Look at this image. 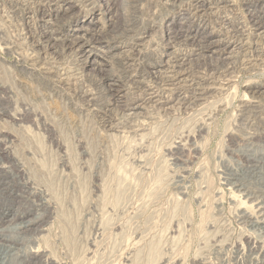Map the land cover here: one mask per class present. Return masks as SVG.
Here are the masks:
<instances>
[{
	"label": "rangeland",
	"instance_id": "1",
	"mask_svg": "<svg viewBox=\"0 0 264 264\" xmlns=\"http://www.w3.org/2000/svg\"><path fill=\"white\" fill-rule=\"evenodd\" d=\"M37 1L0 0V208L49 205L24 245L54 264H264V0ZM46 18L96 23V49L46 47ZM181 54L196 82L157 85Z\"/></svg>",
	"mask_w": 264,
	"mask_h": 264
},
{
	"label": "bare ground",
	"instance_id": "2",
	"mask_svg": "<svg viewBox=\"0 0 264 264\" xmlns=\"http://www.w3.org/2000/svg\"><path fill=\"white\" fill-rule=\"evenodd\" d=\"M41 0H39V1H37V3H34L35 4V6H39L40 7V4H41V2H40ZM54 1V0H53ZM52 1V2H53ZM56 1V8H54V11H55V14L56 15H61L62 13H68L70 10H71V8L70 7H67V8H64L63 7V2L65 1V0H55ZM174 1H177V0H174ZM207 1V0H206ZM209 1V0H208ZM212 1V0H211ZM33 2V1H32ZM32 2H31V4H32ZM34 2H35V0H34ZM46 2V1H45ZM50 2V1H49ZM181 2H183V1H181ZM195 2V1H194ZM51 3V2H50ZM174 3V2H173ZM232 3V2H231ZM34 4H32V5H34ZM45 4V3H44ZM210 4H211V2H210ZM51 5V4H50ZM174 5V4H173ZM176 5V4H175ZM181 5V4H180ZM196 5H197V3H196ZM215 5V4H214ZM43 6V5H42ZM190 6V5H189ZM221 6V5H220ZM224 6V5H223ZM72 7V6H71ZM197 9H199V10H197L196 9V11H195V8H194V13L196 12V13H198L199 11H200V7H202L201 5L200 6H195ZM36 8V7H35ZM52 8V9H53ZM203 10H204V12H206L207 10H210V12H208V13H212L213 14V12H214V9H215V7H213V6H211L210 5V7L208 6V5H206V7H204L203 6ZM220 8V7H219ZM31 9H33V7L31 8ZM217 9V8H216ZM38 10V9H37ZM189 10V9H188ZM51 12V11H50ZM190 12V11H189ZM256 12V11H255ZM203 13V12H202ZM46 14V13H45ZM193 14V13H192ZM200 14V13H199ZM256 14H258V13H256ZM52 15V14H51ZM68 15V14H67ZM202 15V14H201ZM205 15H207V14H205ZM204 15V16H205ZM45 16V15H44ZM47 16H49V15H47ZM63 16V15H62ZM196 16H197V14H196ZM259 16H261L262 18L264 17V12H262V14H259ZM202 17V16H201ZM51 18V17H50ZM204 18V17H203ZM257 18V17H256ZM49 19V18H48ZM53 19V18H52ZM201 19V18H200ZM42 20V19H41ZM253 20H256V19H253ZM43 21H45L46 22V27H44L45 28V30H44V32H42V34H40V37L42 36V40L46 43V47H51V49L53 48V49H56V51H58V48H56V46L57 45H60V46H62V47H64L65 49L66 48H74V47H76V51H78V54L80 55V56H82L83 57V55L84 54H87V53H89V52H93L95 49H96V47L95 46H93V44L94 43H96V41H95V38H97L98 36H100L101 35V31H102V29H98V26H96V23H94V27H92V26H88V27H80L79 29H77L78 30V32L80 33V34H73V35H71V32H70V34H63V32H61V28H56V29H54V27H53V24H56V23H53V21H51L50 19L49 20H47V18L45 19V20H43ZM58 21V20H57ZM264 21V20H263ZM100 22V21H99ZM253 22H255V21H253ZM44 24V23H43ZM58 24V23H57ZM62 24V23H61ZM223 24V23H222ZM259 24V23H258ZM187 25V24H186ZM261 25H263V23L261 24ZM44 26V25H43ZM132 26V25H131ZM130 26V27H131ZM255 26V25H254ZM125 27V26H124ZM127 27H128V25H127ZM171 27V26H170ZM223 27H224V25H223ZM138 28V27H137ZM152 28V27H151ZM180 28V27H179ZM205 28V27H204ZM256 28V27H255ZM261 28V27H260ZM263 28H264V26H263ZM58 29L60 30V31H58ZM73 29V28H72ZM125 29H126V27H125ZM134 29V28H133ZM139 29V28H138ZM145 28H144V26H143V30H144ZM146 29H147V27H146ZM183 29V28H182ZM230 28H228V30H229ZM129 30V29H128ZM175 30V29H174ZM173 30V31H174ZM26 31V30H25ZM124 31V30H123ZM125 31H127V30H125ZM130 31H132L131 30V28H130ZM137 31H139V33H140V30H137ZM142 31V30H141ZM145 31V30H144ZM184 31V30H183ZM227 31V30H226ZM230 31V30H229ZM232 31H234V30H232ZM261 31V30H260ZM260 31H259V34H260ZM264 31V30H263ZM39 32V31H38ZM67 32H69V31H67ZM77 32V33H78ZM121 32V31H120ZM235 32V31H234ZM242 32V31H241ZM126 33V32H125ZM138 33V32H137ZM179 33V32H178ZM177 33V34H178ZM186 33H187V35L185 34L184 36H188V35H190L189 33H190V31L189 30H187L186 31ZM213 33V32H212ZM228 33V32H227ZM245 33V32H244ZM29 34V33H28ZM122 34V33H121ZM120 34V35H121ZM130 34V33H129ZM128 34V35H129ZM135 34V33H134ZM145 34V33H144ZM148 34V33H147ZM183 34V33H182ZM30 35V34H29ZM128 35H127V37H128ZM232 35V34H231ZM257 35V34H256ZM131 36V35H130ZM133 36V35H132ZM137 36V35H136ZM229 36V35H228ZM233 36V35H232ZM258 36V35H257ZM260 36H261V34H260ZM32 37V36H31ZM39 37V38H40ZM121 37H123V36H121ZM138 37V36H137ZM142 37V36H141ZM226 37H227V35H226ZM62 38V39H61ZM125 38H126V34H125ZM143 38V37H142ZM199 37H197V36H193V37H188V38H186V39H188V41H189V43H191L193 46H196L195 47V49H194V47H193V49H194V56H196V55H198V58H199V56L202 54V55H205L206 54V52L207 51H209V50H211V49H213L212 47V45H214L213 43H214V41L213 40H211V37L210 36H205V37H202L201 39H198ZM236 38V37H235ZM29 39V38H28ZM135 39V38H134ZM220 39V38H219ZM229 39H230V36H229ZM232 39V38H231ZM128 40V39H127ZM220 40H222V38L220 39ZM227 40V39H226ZM38 41V38L36 39V42ZM122 41V40H121ZM140 41V40H139ZM174 41V40H173ZM60 42V43H59ZM99 41H97V43H98ZM128 42V41H127ZM170 43H171V41H169ZM223 42V41H222ZM233 42V41H232ZM239 42H241V41H239ZM42 43V42H41ZM40 43V44H41ZM126 43V42H125ZM134 42H132V44H133ZM138 43H140V42H138ZM170 43H168V44H170ZM174 43V42H173ZM219 43V42H218ZM36 44H38V43H36ZM216 44V43H215ZM233 44V43H232ZM238 44V43H237ZM77 45H79L78 47H77ZM139 45V44H138ZM189 45V44H188ZM226 45V44H225ZM234 45H236L235 43H234ZM240 45V44H239ZM244 45V44H243ZM242 45V46H243ZM190 46V45H189ZM25 47V46H24ZM40 47H42V46H40ZM45 47V48H46ZM241 47V46H240ZM42 48H44V47H42ZM134 48V47H133ZM224 48V47H223ZM225 48H226V46H225ZM233 48V47H232ZM238 48V47H237ZM41 49V48H40ZM47 49V48H46ZM61 49V48H60ZM63 49V48H62ZM126 49V48H125ZM130 49V48H129ZM128 49V50H129ZM192 49V48H191ZM39 50V49H38ZM127 50V49H126ZM126 50H125V52H126ZM131 50V49H130ZM228 50H230V49H228ZM234 50V49H233ZM45 51V49H43V52ZM75 51V50H74ZM232 51V50H231ZM34 52H35V50H34ZM39 52V51H38ZM41 52H42V50H41ZM48 52V50H46V53ZM51 52V51H50ZM55 52V51H54ZM53 51H52V53H54ZM130 52V51H129ZM134 52V51H133ZM216 52V51H215ZM222 52V51H221ZM45 53V52H44ZM58 53H59V51H58ZM190 54H191V52H189ZM188 53V54H189ZM193 53V52H192ZM204 53V54H203ZM235 53V52H234ZM39 55V54H38ZM121 55V54H120ZM125 55V54H124ZM127 55V54H126ZM135 55V54H134ZM172 55H174V54H172ZM130 56H131V54H130ZM180 56V55H179ZM181 56H182V54H181ZM185 56V55H184ZM121 57V56H120ZM129 57V56H128ZM202 57V56H201ZM34 58V57H33ZM61 58V57H60ZM125 58V57H124ZM127 58V57H126ZM130 58V57H129ZM135 58V57H134ZM37 59V58H36ZM83 59V58H82ZM121 59H123V58H121ZM121 59H119V60H121ZM189 56H187V57H183L182 56V60H181V62L180 63H178L179 62V60L180 59H172V60H170V61H168L167 62V67L166 68H161L160 67V65L159 66H157L156 67V70H155V73L151 76V78H152V80H154V82L155 83H157V85L159 84V85H161L162 83L163 84H166V85H168L169 86V84H172V86H173V84L174 85H176V84H179V87L182 85H180V83H185V82H187V81H193V82H196V79H195V75H190L192 72V68H190V69H187L186 67V65H187V63H188V61H189ZM221 59V58H220ZM230 59V58H229ZM81 60V59H80ZM127 60V59H126ZM225 60V59H224ZM228 60V59H227ZM233 60H235V58L233 59ZM35 62V61H34ZM121 62V61H120ZM119 62V63H120ZM189 62H191V61H189ZM130 63V62H129ZM132 63V62H131ZM138 63V62H137ZM158 63V62H157ZM166 63V62H165ZM222 63V62H221ZM224 63V62H223ZM222 63V64H223ZM122 64V63H121ZM142 64H144V63H142ZM189 64V63H188ZM220 64V63H219ZM225 64V63H224ZM236 64H237V62H236ZM94 65H98V67L99 66H102V62L100 61V60H96L95 62H94ZM127 65V64H126ZM133 65V64H132ZM139 65H140V63H139ZM190 65V64H189ZM122 66V65H121ZM214 66V65H213ZM220 66V65H219ZM124 67V66H123ZM122 67V68H123ZM126 67V66H125ZM124 67V68H125ZM128 67L129 68H131L130 67V65H128ZM139 67V66H138ZM142 67H144V66H142ZM227 67H230V66H227ZM134 68V67H133ZM148 68V67H147ZM188 68H189V66H188ZM221 68V67H220ZM232 69V68H231ZM143 70V69H142ZM146 70H148V69H146ZM216 70V69H215ZM221 70V69H220ZM104 71H105V69H104ZM124 71V70H123ZM122 72V71H121ZM153 72V71H152ZM218 72V71H217ZM232 72V71H231ZM138 73V72H137ZM141 73V72H140ZM139 73V74H140ZM214 73V72H213ZM103 74V76L104 77H107L108 76V73H102ZM143 74V73H142ZM141 74V75H142ZM195 74V73H194ZM215 74V73H214ZM227 74V73H226ZM130 75V73L128 74V76ZM132 75H134V71H133V74ZM230 75V74H229ZM76 76V75H75ZM125 76H127L126 74H125ZM192 77V78H191ZM197 77H198V75H197ZM63 78V77H62ZM145 78H146V75H145ZM130 79V78H129ZM140 79V78H139ZM143 79V78H142ZM198 79V78H197ZM203 79V78H202ZM205 79V78H204ZM101 80V79H100ZM121 80H122V78H121ZM132 80V79H131ZM130 80V81H131ZM136 80V79H135ZM144 80V79H143ZM124 81V80H123ZM129 81V82H130ZM136 81H138V79L136 80ZM145 81V80H144ZM206 81V80H205ZM210 81V80H209ZM122 82V81H121ZM147 82V81H146ZM153 82V81H152ZM152 82H150V83H152ZM154 82H153V84H154ZM192 82V83H193ZM203 82V81H202ZM111 83V82H110ZM126 83H127V81H126ZM134 83H135V81H134ZM140 83L141 84H144V82L142 81H140ZM198 83V82H197ZM196 83V84H197ZM117 83H115V82H113L112 83V85H116ZM129 84V83H128ZM133 84V83H132ZM137 84V83H136ZM149 84V83H148ZM203 84H204V82H203ZM123 85V84H122ZM156 85V84H155ZM188 85V84H187ZM186 85V86H187ZM190 85H192L191 83H190ZM216 85V84H215ZM114 86H110L109 87V92H111V91H113V92H117V90L118 89H116ZM133 86L135 87V85L133 84ZM137 86V85H136ZM140 85H138V87H139ZM144 86H145V84H144ZM150 86H152V85H150ZM162 86V85H161ZM160 86V87H161ZM164 86V85H163ZM162 86V87H163ZM167 86V87H168ZM183 86V85H182ZM194 86H196V85H194ZM199 86L200 85H198V88H199ZM209 87H210V85H208ZM84 87V86H83ZM124 87V86H123ZM158 87V86H157ZM166 87V88H167ZM175 87V86H174ZM178 87V86H177ZM176 87V88H177ZM185 87V86H184ZM189 87V86H188ZM191 87V86H190ZM189 87V88H190ZM201 87V86H200ZM204 86H202V88H203ZM108 88V87H107ZM155 88V87H154ZM154 88H149L148 89V91H147V97H148V101H153V97H157V95H156V93H157V91L158 90H155ZM188 88V89H189ZM192 88V87H191ZM201 88V89H202ZM204 88H206V87H204ZM203 88V89H204ZM211 88H213V86L211 87ZM121 89V88H120ZM120 89L118 90V91H120ZM123 89V88H122ZM131 89V88H130ZM142 89V88H141ZM144 89V88H143ZM146 89V88H145ZM159 89H162V88H159ZM169 89V88H168ZM175 89V88H174ZM193 89V88H192ZM213 89H215V88H213ZM164 90V89H163ZM194 90H195V88H194ZM212 90V89H211ZM139 91V90H138ZM142 91H144V90H142ZM146 91V90H145ZM166 91V90H165ZM168 91V90H167ZM172 91H173V89H172ZM183 91V90H182ZM185 91L187 92L188 90L185 88ZM206 91V90H205ZM208 91V90H207ZM206 91V92H207ZM256 91V90H255ZM259 91V90H258ZM84 92V91H83ZM88 92V91H87ZM132 92V91H131ZM134 92V91H133ZM132 92V93H133ZM160 92V91H159ZM190 92V91H189ZM197 92H198V90H197ZM213 92V91H212ZM105 93V92H104ZM136 93H137V91H136ZM163 92L161 91V94H162ZM199 93V92H198ZM254 94H255V92H253ZM90 94V93H89ZM93 94V93H92ZM99 93H97V95H98ZM111 94V93H110ZM125 94V93H124ZM160 94V95H161ZM164 94V93H163ZM170 94V93H169ZM185 94V93H184ZM88 95V94H87ZM112 95V94H111ZM165 95V94H164ZM177 95V94H176ZM178 95H179V93H178ZM177 95V96H178ZM183 95V94H182ZM189 95H192V93L190 94L189 93ZM206 95V94H205ZM263 95V94H262ZM96 96V95H95ZM113 96V95H112ZM123 96V95H122ZM135 96V95H134ZM180 96V95H179ZM186 96V95H185ZM188 96V95H187ZM197 96V95H196ZM208 96V95H207ZM139 97V96H138ZM146 97V98H147ZM171 97V96H170ZM173 97V96H172ZM176 97V96H175ZM183 97H184V95H183ZM190 97V96H189ZM200 96H198V98H199ZM202 97L204 98L205 96H203L202 95ZM256 97H258V96H256ZM260 97V96H259ZM91 98V97H90ZM166 98H168V97H166ZM263 98V97H262ZM119 99V98H118ZM134 99V98H133ZM159 99V98H158ZM176 99V98H175ZM185 99H187V98H185ZM190 99V98H189ZM199 99H201V98H199ZM124 100H126V99H124ZM143 100V99H142ZM146 100V99H145ZM156 100V99H155ZM179 100V99H178ZM191 100V99H190ZM193 100V99H192ZM198 100V99H197ZM128 101V100H127ZM132 101V100H131ZM159 101V100H158ZM169 101V100H168ZM173 101V100H172ZM180 101V100H179ZM182 101H184V100H182ZM189 101V100H188ZM128 102H130V101H128ZM145 102H147V101H145ZM163 102V101H162ZM187 102V101H186ZM199 102V101H198ZM126 103V102H125ZM140 103V102H139ZM151 103V102H150ZM172 103V102H171ZM181 103V102H180ZM190 103V102H189ZM194 103V102H193ZM192 103V104H193ZM197 103V102H196ZM195 103V104H196ZM142 104H144V103H142ZM148 104V103H147ZM156 104V103H155ZM154 104V105H155ZM179 104V103H178ZM198 104V103H197ZM200 104V103H199ZM153 105V104H152ZM163 105V104H162ZM170 105V104H169ZM183 105V104H182ZM188 105V104H187ZM143 106V105H142ZM148 106V105H147ZM149 106H151V105H149ZM189 106V105H188ZM93 107V106H92ZM130 107H132V106H130ZM129 107V108H130ZM170 107V106H169ZM127 108V107H126ZM140 108H142V109H144V107H141V105L140 104H136V103H134L133 104V107H132V109L133 110H138V109H140ZM148 108V107H147ZM152 108H153V106H152ZM171 108H173V107H171ZM171 108H169V109H171ZM157 109H159V107L157 108ZM165 109V108H164ZM163 109V110H164ZM220 109V108H219ZM130 110V109H129ZM172 110V109H171ZM132 111V110H131ZM135 111H133L134 112V114L136 113V114H138L137 112H135ZM139 111V110H138ZM166 112V111H165ZM169 112V111H168ZM134 114H132V117H133V115ZM139 115H141V114H139ZM246 115V114H245ZM136 116V115H135ZM138 116V115H137ZM105 118V117H104ZM142 122V121H141ZM141 127V126H140ZM125 129V128H124ZM143 131V130H142ZM146 132V131H145ZM20 169V168H19ZM260 174V173H259ZM245 188V187H244ZM243 188V189H244ZM14 200V199H13ZM2 201V200H1ZM0 201V202H1ZM23 201V200H22ZM42 201V200H41ZM3 202V201H2ZM26 202H27V200H26ZM6 203V202H5ZM23 204H24V202H23ZM43 204V203H42ZM5 205V204H4ZM9 205V204H8ZM32 205V204H31ZM39 205V204H38ZM49 206V205H48ZM48 206L46 205V204H43V205H40V208H35L36 206L35 205H33V207L32 206H30V207H27L26 209H23V210H19V209H11V208H4V207H2L1 206V208H0V247H3L6 251L7 250H11V251H13L14 249H15V247H17V249H16V251H15V253H11V255H10V260H9V264H16V263H21V264H54V263H56V260H55V258L53 259H51V260H49L48 258H46V256H45V253L44 252H42V251H40V250H34L33 248H31V246L29 245V244H27V246L29 245L30 247L29 248H27V246H25L26 244L25 243H28L29 241H30V239H28L26 236H25V234H27V233H29L30 231H33V230H36V228H35V226L38 224V223H43L44 221H45V219H46V216H47V212H49V209H48ZM6 207V206H5ZM41 209H42V212H41ZM32 217H34V218H32ZM5 226V227H4ZM39 230V229H38ZM27 238V239H26ZM25 244V245H24ZM44 247V246H43ZM54 250V249H53ZM56 250V249H55ZM5 251V252H6ZM4 252V253H5ZM9 253V252H8ZM2 254V253H1ZM4 255V254H3ZM6 255H7V253H6ZM53 255V254H52ZM1 256V255H0ZM5 257V256H4ZM7 260L9 259V258H6ZM6 260V261H7ZM60 264V263H59Z\"/></svg>",
	"mask_w": 264,
	"mask_h": 264
}]
</instances>
